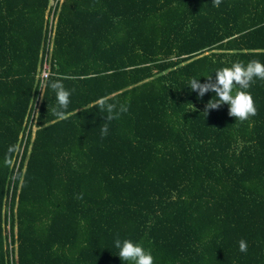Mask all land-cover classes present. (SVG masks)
<instances>
[{"label":"trees","instance_id":"16d2710c","mask_svg":"<svg viewBox=\"0 0 264 264\" xmlns=\"http://www.w3.org/2000/svg\"><path fill=\"white\" fill-rule=\"evenodd\" d=\"M254 59L264 0H0V264H264V80L244 122L189 88Z\"/></svg>","mask_w":264,"mask_h":264},{"label":"clouds","instance_id":"9594fccd","mask_svg":"<svg viewBox=\"0 0 264 264\" xmlns=\"http://www.w3.org/2000/svg\"><path fill=\"white\" fill-rule=\"evenodd\" d=\"M222 0H212L214 7H219ZM206 82L200 83L198 78L193 77L189 81V88L197 92L199 97L206 93H215V96L205 105L204 116L209 110H216L221 105L228 106V115L244 122L257 115V108L254 99L248 89L256 79L264 80V63L259 60H251L247 64L242 61L234 62L230 67H223L215 72V80L211 76L205 77ZM50 88L55 92L57 105L52 107L51 112L57 119H64L66 110L70 104L72 90H66L64 85L57 81L52 82ZM102 112L106 113L105 123L101 127V139H104L109 130V122L119 119L120 115L127 113L128 103H110L108 97H102L96 101ZM9 153L14 151V147H9ZM78 199H83L79 194ZM239 251L247 252V242L241 239ZM114 246L119 249L118 256L121 261L128 264H154V258L150 251L145 250L139 243H134L130 239L121 241L119 238L114 240Z\"/></svg>","mask_w":264,"mask_h":264},{"label":"built area","instance_id":"2783aa9c","mask_svg":"<svg viewBox=\"0 0 264 264\" xmlns=\"http://www.w3.org/2000/svg\"><path fill=\"white\" fill-rule=\"evenodd\" d=\"M50 74H51V67H49L48 63H45L43 66L42 72L40 74L41 82L44 83L48 79ZM9 249H12V253H11V255H12L13 250H15V252L17 251V246L15 245L13 248H12V246H10ZM15 256H16V254H15Z\"/></svg>","mask_w":264,"mask_h":264},{"label":"rangeland","instance_id":"374dc122","mask_svg":"<svg viewBox=\"0 0 264 264\" xmlns=\"http://www.w3.org/2000/svg\"><path fill=\"white\" fill-rule=\"evenodd\" d=\"M36 130H37V129H36V126H34V127H33V133H34V134H35Z\"/></svg>","mask_w":264,"mask_h":264}]
</instances>
